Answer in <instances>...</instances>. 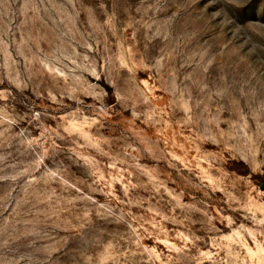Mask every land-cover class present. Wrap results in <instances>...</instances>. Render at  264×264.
<instances>
[{
  "label": "rangeland",
  "instance_id": "rangeland-1",
  "mask_svg": "<svg viewBox=\"0 0 264 264\" xmlns=\"http://www.w3.org/2000/svg\"><path fill=\"white\" fill-rule=\"evenodd\" d=\"M264 0H0V264H264Z\"/></svg>",
  "mask_w": 264,
  "mask_h": 264
},
{
  "label": "water",
  "instance_id": "water-1",
  "mask_svg": "<svg viewBox=\"0 0 264 264\" xmlns=\"http://www.w3.org/2000/svg\"><path fill=\"white\" fill-rule=\"evenodd\" d=\"M262 188L264 189V183L262 184Z\"/></svg>",
  "mask_w": 264,
  "mask_h": 264
}]
</instances>
